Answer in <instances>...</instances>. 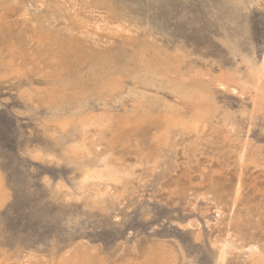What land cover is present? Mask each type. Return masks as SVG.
<instances>
[{
  "label": "rangeland",
  "instance_id": "374dc122",
  "mask_svg": "<svg viewBox=\"0 0 264 264\" xmlns=\"http://www.w3.org/2000/svg\"><path fill=\"white\" fill-rule=\"evenodd\" d=\"M6 1L10 3L6 5ZM42 1L43 3L37 0H0V71L2 72H0V179L1 188H4L3 191L7 194L0 204V264H17L24 255L28 254H32L31 256L36 260L49 261L72 245L88 249L106 264L144 263L145 253L157 249V246H164L171 252L174 249L172 254H176L177 264H215V249L211 246V242L215 240L213 238L220 239L224 235L223 227L229 220L227 212L233 200V184L239 173L242 186L234 205L235 211L231 216L233 221L237 219L240 222L241 228L233 230L234 237L232 236L231 239L235 241L233 246L237 249L233 247L234 250L226 264H254L245 254V247L251 242L257 244L258 249L261 247L258 252H264V211H261L264 210V111L255 110L250 99H247L248 93L241 96L238 92L232 93L228 89L218 88L215 80L219 78L225 81L228 87H235L239 74L234 71V67H238L240 73L245 69L240 56L232 57L229 49L222 44L223 36L235 39L239 48L252 54V58L257 61L264 56V0L253 2L246 10L239 11H234L231 5L223 0H166V3L165 0L163 2L160 0H112L117 6H121L119 9L127 15L129 20L137 24L133 31L136 33L132 32V36L141 35L138 37L141 38L145 35L155 39L169 50H173L175 46L183 50L182 57L185 63L191 64L203 74L213 88L221 109H228V112L234 115L239 132L235 133L234 139L233 136L229 140L226 127L214 121L200 136L179 134L171 150L161 151L153 158L146 159L145 148L148 147L147 152H149L156 147L155 143H151L152 135L156 130L152 122L155 116L161 113H151L153 116L151 115L150 119H144L143 122L122 120L123 124L116 126L118 129L115 127V136L109 130L104 133L105 139L100 141L102 146L100 145L99 148L103 151L110 149L112 153L116 150L113 158L118 160L117 163L123 169H127L125 171L129 172V175L122 178L120 185L119 183L110 184L109 189H105L106 186L103 187V185L88 186L83 190L84 194L76 186L81 174L77 163L83 160L82 156L74 157L75 154L64 153L66 140L62 141L61 135L53 136V124L43 122L46 114L45 106L41 104V106L37 105V107L40 106L37 108L33 103L27 102L21 94L25 88L27 90L30 88L31 91L37 90V94L42 92L46 80L41 73L40 76L35 74L34 71L37 69L33 63H30L28 55L32 56V53L28 48L31 46L30 49H35L37 45H35V39L31 38L32 31L28 22L34 17L42 15L48 17L56 14L59 9L67 13V18L73 26L77 20V17L75 19L60 1L61 4L56 2L57 0ZM72 1L69 0V2ZM76 1H79L76 6L78 16L90 17L92 13H86L90 9L86 8V0ZM23 7L30 12L27 20L21 14ZM98 13L101 11L98 10ZM53 24L57 28L63 23L58 18ZM103 33L99 36L104 35L102 39H107L108 32ZM89 40V38L85 39L90 45ZM107 42L106 45L100 44V48L119 46L118 39ZM6 59H11V62L8 60V64ZM12 64L18 65L15 66L16 70ZM11 70L13 72H10ZM24 72L27 73L25 76L22 75ZM125 82L130 84L129 79ZM34 84L39 85L38 89L34 90ZM167 98L173 101L169 96ZM34 100L36 101L35 96ZM108 107L111 114L123 117L128 111H132L135 105L108 103L105 108ZM101 109L100 107L99 110ZM239 110L243 112L246 110L245 113L252 114V118L246 119L247 114L243 115ZM112 127L111 129H114ZM93 133L95 134L94 130L89 132L90 135ZM236 137H240V140ZM203 138L205 141L202 140ZM95 141L94 145L98 142V137ZM103 141H106L105 144ZM243 143H247V151L252 157L244 163L246 168L239 170L236 151L237 145ZM253 144L256 147L253 148ZM232 147L233 150H231ZM175 152L176 155H174ZM35 153L39 155L36 157L37 160L33 156ZM208 154L212 155L208 156ZM217 158L218 160H215ZM219 158L225 163H221L222 160ZM251 161L254 165L250 163ZM131 170L134 171L131 172ZM60 186L61 188L63 186L66 192L63 188L61 191ZM228 186L231 187L228 188ZM210 187H214L213 192L209 190ZM218 191L220 195L217 197ZM195 192L194 197L192 194ZM92 194H95L97 199L92 200L89 197ZM116 195L117 197L114 198ZM206 196L207 199L212 200L221 198L225 215L222 213V218L219 220L214 219L210 209L211 202L206 201ZM238 203L241 204L239 208ZM250 215L254 218L250 219ZM205 220L209 221V225L204 223ZM220 222L221 224L225 222V225L221 227ZM260 222L263 225H260ZM250 230L256 231L255 235ZM88 244H90L89 248ZM241 247L243 248L239 250Z\"/></svg>",
  "mask_w": 264,
  "mask_h": 264
},
{
  "label": "bare ground",
  "instance_id": "6f19581e",
  "mask_svg": "<svg viewBox=\"0 0 264 264\" xmlns=\"http://www.w3.org/2000/svg\"><path fill=\"white\" fill-rule=\"evenodd\" d=\"M37 1L40 3H43L42 0H37ZM59 1L69 9L70 14L73 15L74 18L77 17V20L75 21L74 26H73V24H71L69 22L70 20L67 18V16H68L67 13L63 12L61 9H59L56 6L59 9L58 11L56 10L57 11L56 14H52L48 17H46L45 15L44 16L42 15L41 17H34L32 20H30L28 22L29 26H30V30L32 31V37L31 38L35 39L36 44H35L34 40H32V41L34 42L35 45H37V48H35V49H30L31 46L28 48L32 53V56L28 55L29 59L31 60L30 63H33L34 66L36 67L37 71H38L37 72L35 70L34 71L35 74L37 73L36 75L39 74V76H40V73H41V75H43L46 78V80L44 81L45 85H43L44 87H43L42 92L37 94L36 89H38L39 85L37 86L34 84L35 85V86L33 85L34 90H36V91H31L30 88H29L30 90L28 89L29 90L28 91L23 86L25 89H24V91H21L22 93L21 92L20 93L23 94L22 97H24L27 102H31L34 105H36L35 107H37V105L41 106V104L45 106L46 114L44 115L45 120L43 122L46 121V123H48V124L49 123L53 124V131H52L53 136L59 137L61 135V137H63L62 141L66 140V144H65L66 147H64L65 148L64 153L69 152V153L75 154L74 157L82 156L81 159H83V160H79L77 163V167L80 170L81 174H80L79 181L76 184L77 189L82 191V194H84L83 190L85 188H88V186L93 187V186L103 185V187L106 186L105 187V189H106L109 187L110 184H113V183H116V184L119 183V185H120V183L122 182V178L124 176L129 175L128 174L129 172L127 173L125 171L127 169H123L120 166V164L117 163L118 160L116 158L115 159L113 158V156H114L113 153L114 152L116 153V150L112 153V151L110 149H105L103 151L99 148V146L101 145L100 141L105 139L103 137L104 133L107 130H109V132L111 131L113 133V135L115 136V132H116V128H117L116 126H118L119 124H123L122 120H124V121L125 120H135V122L136 121L143 122L144 119H150V116L153 113H161V114H158L157 117L155 116L156 114H154L155 119L152 123H154L156 130H155L154 134L152 135L151 143H155L156 147L153 150H149V152H147L148 147L145 148L147 150L146 151L147 154L145 156L146 159H147V157L153 158V156H156L161 151L163 152L164 150H171L174 147L175 138L179 134L180 135L200 136V134L204 131V129H206L208 127V125L210 123H213L214 121L217 123H220L221 126L223 125L224 127H226L227 134H229L227 136V139L230 140L233 136H234L233 139L235 138V133L239 132V130H237L238 124H237L236 119L233 117L234 115L232 114V112L229 113L228 109H226V110L221 109V107L219 105L220 103L217 102L216 95L214 93L213 88L211 87L210 83H208V81L204 78L203 74L198 72L191 64L185 63V61L182 57V53H183L182 49H180L178 46H175L173 48V50H169L167 47L159 44L158 41H156L155 39L153 40L150 37H146L145 35L142 36L141 38H138L141 35H139L138 37H134L135 35L132 36L131 33L136 29L137 24H135L131 20H129L127 15L124 14L123 12H121V10L119 9L121 6L120 7L117 6L112 0H86V3H85L86 8L87 9L90 8L88 10V12H86V13H90V14L92 13V14L97 15V16H94L91 14L90 17L78 16V13L76 11V6H77L79 1L73 0L72 2H69V0H57L56 2H59ZM223 1L225 3L230 4L234 11H239V10H246L248 5L252 4L253 2L263 1V0H223ZM8 2L6 1V5ZM54 2H55V0H54ZM60 2H59V4H61ZM160 2H163V0H160ZM66 3L68 5H66ZM136 3H138V2H136ZM165 3H166V0H165ZM23 6H25V5H23ZM20 7L22 8V6H20ZM79 8H81V7H79ZM46 10H48V9H46ZM80 10H82V9H80ZM98 10L101 11V13H98ZM140 12H143V11H140ZM29 13L30 12H28L27 8L23 7V11L21 14L23 17H25V20H27V18L30 16ZM47 15H48V13H47ZM58 18L62 20L63 24L61 27L59 26V27L55 28L53 22L56 21V19H58ZM140 19L141 18H139V20ZM152 28H153V26H152ZM149 30H147V31H149ZM103 32H108V35H106L107 39H105V38H104V40L102 39L104 35L102 37L99 36L100 33L104 34ZM133 33H136V31ZM86 38L90 39L89 40L90 45L85 41ZM115 39H118L119 46L114 45V46L107 47V48H100V44L106 45L108 43L107 41H113V40L115 41ZM17 41H19V40L17 39ZM221 42L224 46H226V48L229 49L232 57L240 56L241 62L245 66V69L242 73H240L238 67H234L235 68L234 71L239 74L237 82L235 83V87H228L226 85L225 81L223 82L219 78L215 80L216 87L221 88V89H228L229 92H232V93L238 92L239 95H241V96L243 94L246 95V93H248L247 95H249V97L247 99H250L252 106L254 108H256L255 110L264 111V56L259 61L253 59L252 54H249L246 51H242L239 48L237 41L235 39L227 37V36H223L221 38ZM18 44L20 45V43H18ZM21 44H22V42H21ZM34 44H32V46ZM24 46H22V47H24ZM169 48L172 49V47H169ZM21 49L23 50V48H21ZM25 50H27V49H25ZM13 52H14V50H13ZM0 54H1V52H0ZM23 54H24V52H23ZM20 58H18V59H20ZM8 60L6 59V61H8ZM9 61L11 62V59ZM9 61H8V64H9ZM27 63L29 64V62H27ZM20 64H21V62H20ZM15 66H14V68L16 70V67L18 65L16 67ZM21 67H22V65H21ZM28 67H31V66H28ZM38 67H40V68L38 69ZM4 68H5V66H4ZM9 69H12V68L10 67ZM10 72H13V71L11 70ZM11 74H13V73H11ZM26 74H25V72L22 73V75H24V76ZM35 74H33V76ZM19 75H21V74H19ZM9 76H11V75H9ZM15 76H17V75H15ZM231 76H230V78L233 77V76L232 77ZM126 79L130 80V84H127L128 82L127 83L125 82ZM233 79H234V77H233ZM22 81H23V79H22ZM42 81L43 80H41V82ZM21 83H23V82H21ZM23 87H21V88H23ZM20 93H19V95H20ZM34 96L36 98V101L34 100ZM167 96H169L173 101H170V99L167 98ZM24 98H22V99H24ZM108 103H120L121 105H133V106L135 105V108L132 111H128V113L126 115H124L123 117H121V115L119 117V116H114L113 114H111L109 107L105 108V106H107ZM96 105H98V106H96ZM39 107H37V108H39ZM100 107L102 108L101 110H99ZM157 111H159V112H157ZM245 111L246 110H244V112H243V110H241L240 112H242L243 115L247 114L246 119H251L252 114L245 113ZM115 112H118V111H115ZM118 113L120 114L121 112H118ZM242 113H241V115H242ZM231 114H232V116H231ZM116 117H119V118L116 119ZM125 123H127V122H125ZM212 125L214 126L216 124H212ZM112 126L114 127V129H111ZM128 126H130V125H128ZM132 126H133V124H132ZM221 126H219V127L221 128ZM133 128H135V126ZM210 129H211V127H210ZM216 129H219V128H216ZM91 130H94L95 134L93 133L92 135H90L89 132ZM121 131H123V130H121ZM208 131H209V128H208ZM213 132H215V131H213ZM140 133H141V131H140ZM136 134H134V135H136ZM214 134H216V133H214ZM217 135H218V133H217ZM217 135H216V137H218ZM96 137H98V142L96 143V145H94V142H96L95 141ZM240 137H236V139L237 138L239 139ZM242 138H244V137H242ZM249 139H250V137H249ZM202 140H204V138ZM221 140H220V142H221ZM246 140L244 142H246ZM118 141H119V139H118ZM236 141H238V140H236ZM103 142L105 144L106 141H103ZM242 142L243 141H241V143ZM107 143H109V142H107ZM204 143H206V142H204ZM210 143L214 144L215 142L214 143L210 142ZM222 143L223 142H221V144ZM184 144L186 145V143H184ZM115 145H117V144H115ZM246 145H247V143L246 144H244V143L239 144V145H237V151L235 150L236 156H237V158H236L237 165H238L237 167L239 170H242L243 167L246 168V164L244 165V163L248 159H250V157H252V155L250 153H248L249 152V151H247L248 146L246 147ZM254 146L255 145L253 144V148H254ZM200 147L203 148V146H200ZM225 148L228 149L227 147H225ZM225 148H224V150H225ZM231 150H233V147ZM197 151H199V150H197ZM201 152L202 151H200V153ZM220 152H221V150H220ZM37 154L35 153L33 155L35 159H36V157H39V155H37ZM227 154H228V152H227ZM174 155H176V152ZM209 155H212V154H208V156ZM91 156H93V158H91ZM62 157H63V155H62ZM192 158H195V157H192ZM220 159L221 158H219V160ZM215 160H218V158ZM231 160H232V158H231ZM71 161H73V160H71ZM221 163H225V162H223V160H222ZM250 163H252V161ZM139 164L140 163L138 161V166H140ZM255 165H257V163ZM132 166H134V165H132ZM248 166H250V164ZM232 167L234 168V166H232ZM262 167H261V169H262ZM133 169H135V168H133ZM149 170H150V168H149ZM132 171H134V170H131V172ZM236 172H238L237 169H236ZM247 173L248 172H246V174ZM245 176L246 175H244V177ZM245 181H243V183H245ZM123 182H125V181H123ZM57 184H58V182H57ZM59 184H61L60 181H59ZM216 185H217V183H216ZM1 186H2V182L0 179V204L2 203L3 199L5 198V195H7L5 193V191H3L4 188L2 189ZM210 186H212V185H210ZM241 186H242L241 185V174L239 173L235 179L234 184H233V198H232L233 200H231L230 208L228 207L229 211L226 210V212L228 211L227 213L229 214V216L227 217V218H229V220L226 221V225H225V222H222V224L220 222L221 227H222V225H225L223 227V228H225V230L223 229L224 235L223 236L221 235L222 238H220L221 237L220 236L219 237L220 239L213 238V236H212V238L215 239L213 242H211V246H213V248L215 249V264H226L227 260L229 259L230 254L236 248L233 246L234 245L233 243L235 241H233L231 238L233 236L232 233H234L233 230H239V227H240L239 223L240 222H238L237 219L233 221L231 214L233 213V211H235L233 209L235 208L234 205L236 204V200H237L239 192L241 190ZM229 187H231V186H228V188ZM62 188H63V186H62ZM62 188L60 186L61 191H62ZM210 188H209V190H211V192H213L212 189L214 187H212L211 189ZM57 189H59V187ZM78 190H76V191H78ZM96 190L98 191L97 188H96ZM96 190H95V193H96ZM63 191H65V189ZM219 191H218V195H216L217 197L220 195ZM67 192H69V191H67ZM215 192H214V194H217ZM226 192H227V190H226ZM59 193H62V192H59ZM71 193L72 192H70V194ZM100 195H102V194H100ZM193 195L195 197L196 192L194 194H192V196ZM64 196H62L63 200H64ZM204 196H205V194H204ZM212 196H214V195L212 194ZM79 197L82 198V196H79ZM89 197L92 200L97 199V196L95 194H92ZM102 197H104V196H102ZM115 197H117V195L114 196V198ZM120 197H122V195ZM68 198L70 199L71 197H68ZM206 199H207V196H206ZM220 200H221V198L214 199V200L208 198L206 200L208 202H211L210 209L212 210V213L214 215V219H217V220L222 218L221 217L222 213L224 214V212H223L224 206L222 205V200L221 201ZM66 201H67V199H66ZM240 201L242 202V199ZM96 202L94 201V203H96ZM193 202H195V201H193ZM245 203H243V204H245ZM250 203L252 204V202H250ZM97 204H99V203L97 202ZM238 204H237V207L238 206L240 207L241 204H239V205ZM252 205H254V204H252ZM193 206H194V204H193ZM226 208H224V209H226ZM238 208L236 210H238ZM245 211L250 212V210H247V209ZM261 211H264V210H261ZM204 212H205V210H204ZM255 212H256V210H255ZM206 213H207V211H206ZM243 214H244V212H243ZM243 214H241V215H243ZM234 215H235V213H234ZM235 216H237V215H235ZM248 217H249V215H248ZM255 217H257L256 214H255ZM251 218H254V216L250 215V219ZM259 218L261 219L262 217H259ZM259 218H258V221H259ZM225 220H227V219H225ZM239 220H241V219H239ZM247 221H248V219H247ZM247 221H246V223H247ZM249 221L251 222V220H249ZM253 221H255V220H253ZM242 222H244V221H242ZM204 223L209 225L208 224L209 221L207 222L205 220ZM220 224H217V225L220 226ZM254 224H255V226L258 227V225H256V223H254ZM214 225H216V224H214ZM260 225H263V223H261ZM260 227H262V226H260ZM247 229H249V228H247ZM251 229H253V228H251ZM260 229H262V228H260ZM248 232H249V230H248ZM251 232H254V235H255L256 231L253 230ZM219 233H217V234H219ZM209 235H210V233H209ZM211 235H212V233H211ZM242 235H240V237ZM249 238H250V236H249ZM209 240H210V238H209ZM255 242L256 241H254V243ZM167 243H168V241H167ZM156 244H158V243H156ZM83 245H84V243H83ZM89 245L90 244H88V248H89ZM257 246H258L257 244L255 245V244H252L250 242V244L246 245V247H245L246 248L245 254L250 258V261L252 260L254 262V264H264V252H262V251H261V253L258 252V250L261 247L258 249ZM233 247H234V249H233ZM243 247H241L239 250H241ZM156 248L157 249L150 250V251L145 253L144 263L141 262V263H137V264H177L176 260H175L176 259V254H175L176 252L174 253L175 255L172 254L174 249H172L173 251L171 252V251H168V249L165 248L164 246H160V247L157 246ZM263 249H264V246H263ZM175 250H176V248H175ZM31 255L30 254L24 255L22 260L18 261L17 264H106L104 261L99 259L96 255H94V253L90 252L88 249H86L84 247L82 248L79 245L70 246L64 252L58 254L56 257H53L49 261H39V260L34 259ZM247 256L245 258H247ZM250 261H248V263H250ZM133 264H135V263H133Z\"/></svg>",
  "mask_w": 264,
  "mask_h": 264
}]
</instances>
